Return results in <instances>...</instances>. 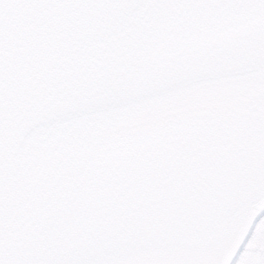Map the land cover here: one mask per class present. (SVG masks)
Segmentation results:
<instances>
[{"label": "water", "instance_id": "water-1", "mask_svg": "<svg viewBox=\"0 0 264 264\" xmlns=\"http://www.w3.org/2000/svg\"><path fill=\"white\" fill-rule=\"evenodd\" d=\"M264 212V0H0V259L228 264Z\"/></svg>", "mask_w": 264, "mask_h": 264}, {"label": "rangeland", "instance_id": "rangeland-1", "mask_svg": "<svg viewBox=\"0 0 264 264\" xmlns=\"http://www.w3.org/2000/svg\"><path fill=\"white\" fill-rule=\"evenodd\" d=\"M233 264H264V215L258 220L252 236Z\"/></svg>", "mask_w": 264, "mask_h": 264}, {"label": "snow or ice", "instance_id": "snow-or-ice-1", "mask_svg": "<svg viewBox=\"0 0 264 264\" xmlns=\"http://www.w3.org/2000/svg\"><path fill=\"white\" fill-rule=\"evenodd\" d=\"M0 264H5V261L3 259H0ZM19 264H62L60 261H44L41 259H33V260H26V261H20ZM70 264H111L109 261H74L70 262Z\"/></svg>", "mask_w": 264, "mask_h": 264}, {"label": "flooded vegetation", "instance_id": "flooded-vegetation-1", "mask_svg": "<svg viewBox=\"0 0 264 264\" xmlns=\"http://www.w3.org/2000/svg\"><path fill=\"white\" fill-rule=\"evenodd\" d=\"M263 215H264V214H263ZM256 224H257V223H256ZM256 224H255V225H256ZM254 230H255V228H254ZM254 230H253V231H254ZM253 231H252V233H253ZM252 233H251L250 237L252 236Z\"/></svg>", "mask_w": 264, "mask_h": 264}]
</instances>
